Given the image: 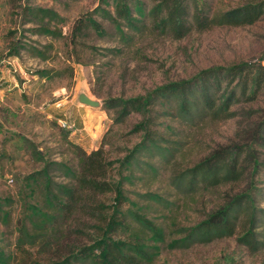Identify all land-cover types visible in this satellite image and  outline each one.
Instances as JSON below:
<instances>
[{
    "label": "trees",
    "instance_id": "16d2710c",
    "mask_svg": "<svg viewBox=\"0 0 264 264\" xmlns=\"http://www.w3.org/2000/svg\"><path fill=\"white\" fill-rule=\"evenodd\" d=\"M30 14L38 21L40 34L58 36L51 29L52 21L60 19L55 10L33 7ZM96 16L111 23L114 36L131 46L135 38L154 32L182 39L192 31L217 26L253 25L264 17V0L214 12L207 0H99L70 31L75 62H81L77 46L82 38L103 32ZM10 48V54H18L16 43ZM31 53L51 58L40 50ZM263 59L264 52L253 60L202 68L144 93L108 97L105 106L112 124L90 152L67 140L72 156L58 160L33 147L41 165L22 178L17 199L0 198V222L6 227L19 208L10 239L7 243L0 239V264H151L160 248L157 242L174 232L178 238L170 242L173 246L234 237L251 253L263 251L264 191L257 186V176L264 170ZM39 74L45 76L46 71ZM238 117L243 124L238 140L219 144L191 165H182L183 141L173 137L170 122L198 124ZM124 124L129 127L122 134ZM125 135L130 139L121 145ZM166 170L171 171L178 194L191 201L185 206L194 204L196 192H218L215 204L192 225L172 229L177 226L172 206L178 200L151 191ZM128 186L141 187L145 193ZM129 192L145 202L131 198ZM163 206L170 212L161 226L147 215Z\"/></svg>",
    "mask_w": 264,
    "mask_h": 264
},
{
    "label": "rangeland",
    "instance_id": "374dc122",
    "mask_svg": "<svg viewBox=\"0 0 264 264\" xmlns=\"http://www.w3.org/2000/svg\"><path fill=\"white\" fill-rule=\"evenodd\" d=\"M257 1L260 0H207L213 12ZM98 3L99 0H0V198L17 199L22 178L41 165L32 154L33 147L58 160L72 156L67 140L87 152L96 149L112 124V115L105 106L108 97L144 93L155 85L188 78L202 68L253 60L264 52V17L253 25L192 31L182 39L154 32L135 38L129 46L114 36L111 23L96 16L103 23V32L82 38L83 43L77 46L81 62H75L70 56V31L76 20ZM33 7L50 8L59 14L60 19L51 23L57 37L40 34L38 21L30 14ZM14 43L18 54H10ZM37 50L51 58L33 56L31 51ZM42 70L45 76L39 74ZM80 93L99 101V105L79 102ZM240 121L238 117L198 124L170 122L176 133L173 137L183 141L182 165H191L219 144L238 140L243 126ZM128 127L129 124L121 125L119 131L125 134ZM64 131L68 134L64 135ZM120 139L123 145L130 136ZM134 140L132 137L130 143ZM163 172L151 191L169 201L178 200L172 206L177 213V226L172 229L192 225L215 204L218 192L205 191L194 193V204L185 206L187 198L171 184V171ZM257 180V186L264 191V170ZM128 189L145 193L141 187ZM136 193L126 194L145 202ZM168 206L147 216L164 226ZM18 214L19 208H15L9 227L0 222V239L5 243ZM134 226L140 227L138 223ZM177 238L174 232L170 238L166 235L167 240L158 241L160 248L151 264H264V250L251 253L234 237L208 244H170Z\"/></svg>",
    "mask_w": 264,
    "mask_h": 264
},
{
    "label": "water",
    "instance_id": "95a60500",
    "mask_svg": "<svg viewBox=\"0 0 264 264\" xmlns=\"http://www.w3.org/2000/svg\"><path fill=\"white\" fill-rule=\"evenodd\" d=\"M78 100L79 102L83 104L93 106V107H96L99 105V101L90 98L86 93H80L78 96Z\"/></svg>",
    "mask_w": 264,
    "mask_h": 264
},
{
    "label": "built area",
    "instance_id": "2783aa9c",
    "mask_svg": "<svg viewBox=\"0 0 264 264\" xmlns=\"http://www.w3.org/2000/svg\"><path fill=\"white\" fill-rule=\"evenodd\" d=\"M262 62H263V64H264V59H263ZM61 123L63 124V126H66V123H65V122H62V121H61Z\"/></svg>",
    "mask_w": 264,
    "mask_h": 264
}]
</instances>
